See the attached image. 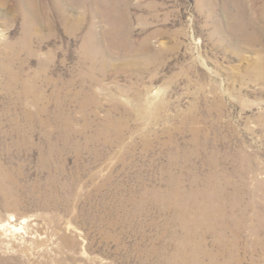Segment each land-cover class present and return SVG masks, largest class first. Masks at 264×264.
I'll list each match as a JSON object with an SVG mask.
<instances>
[{
  "label": "rangeland",
  "instance_id": "1",
  "mask_svg": "<svg viewBox=\"0 0 264 264\" xmlns=\"http://www.w3.org/2000/svg\"><path fill=\"white\" fill-rule=\"evenodd\" d=\"M175 257L264 264V0H0V264Z\"/></svg>",
  "mask_w": 264,
  "mask_h": 264
},
{
  "label": "bare ground",
  "instance_id": "2",
  "mask_svg": "<svg viewBox=\"0 0 264 264\" xmlns=\"http://www.w3.org/2000/svg\"><path fill=\"white\" fill-rule=\"evenodd\" d=\"M203 208H200V207H198V211H199V213H203V210H202ZM197 211V210H196ZM182 220H183V222L186 224V219H184L183 217H182ZM187 229H189L188 227H187ZM188 233L186 234L187 235V240H186V238H185V240H184V243H183V246L180 248V250L178 251V254L179 255H182V256H184L185 254L182 252V251H184L185 250V252L187 251L186 250V248H187V245L189 244V242H188V239L190 238V236L192 235H190V233H191V231L189 230V231H187ZM203 239H204V235H202L201 236V240L203 241ZM197 241V240H196ZM189 246V245H188ZM199 247V246H198ZM193 248L194 249H196L194 246H193ZM191 249V248H190ZM232 249V248H231ZM189 253V252H188ZM184 254V255H183ZM234 254V253H233ZM197 256V255H196ZM193 257V256H192ZM176 258V257H175ZM176 259H178V260H180L181 261V263L182 262H186L187 264H190V263H192V264H198L197 262H188V258H176ZM177 261V260H176ZM213 261H216V260H213ZM179 263V262H178ZM185 263V264H186ZM177 264V263H176Z\"/></svg>",
  "mask_w": 264,
  "mask_h": 264
}]
</instances>
